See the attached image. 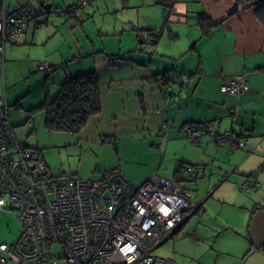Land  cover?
<instances>
[{
    "label": "crops",
    "instance_id": "crops-1",
    "mask_svg": "<svg viewBox=\"0 0 264 264\" xmlns=\"http://www.w3.org/2000/svg\"><path fill=\"white\" fill-rule=\"evenodd\" d=\"M27 2L41 13L26 26L24 43L8 41L0 53V95L6 96L14 129L31 125L39 110L45 120L39 105L67 76L95 70L100 111L73 134L82 151L84 143L91 151L96 145L110 149L109 161L99 159L97 177L120 165L135 184L155 173L179 181L199 208L174 235L191 226L193 215L199 224L207 213L213 216L209 204L228 206L211 217L210 227L229 237L228 248L221 247L228 257L224 264H264V6L237 0H96L71 12L72 0H0V9L11 13ZM102 10L114 11L113 26L102 28L101 44L88 32L85 50L65 26L77 20L85 27L81 19ZM200 13L212 23L203 27ZM44 61L50 69H39ZM241 73L246 94L221 89ZM204 123L245 131L246 147L231 151L209 134L200 142L187 137L186 125ZM36 149L50 167L43 149Z\"/></svg>",
    "mask_w": 264,
    "mask_h": 264
},
{
    "label": "built area",
    "instance_id": "built-area-1",
    "mask_svg": "<svg viewBox=\"0 0 264 264\" xmlns=\"http://www.w3.org/2000/svg\"><path fill=\"white\" fill-rule=\"evenodd\" d=\"M95 1L74 0L69 11ZM41 11L30 2L11 13L0 9V53L8 41H26V26ZM38 67L48 70L51 65L44 61ZM221 89L244 95L248 82L237 74ZM184 129L193 142L209 134L231 151L247 145L243 130L220 131L212 123ZM186 169L190 177V167ZM197 207L189 189L156 173L140 184L120 165L93 179L54 175L41 151L18 139L6 96L0 95V208L16 213L22 222L16 242L0 243V264H178L153 254L155 245L151 248L146 241L172 235Z\"/></svg>",
    "mask_w": 264,
    "mask_h": 264
},
{
    "label": "rangeland",
    "instance_id": "rangeland-1",
    "mask_svg": "<svg viewBox=\"0 0 264 264\" xmlns=\"http://www.w3.org/2000/svg\"><path fill=\"white\" fill-rule=\"evenodd\" d=\"M112 12L114 11L106 12L102 10L95 15L92 14L90 17L85 16L81 20H84L86 28L77 20H74L76 21L74 26H71L72 22H69L65 27L76 40L81 38L82 45L85 43V50H87L90 48L87 42L88 32L96 38L99 44L102 43L103 39H106L101 34V31L102 28L106 29L113 26L115 14ZM120 14H122V11ZM13 109L15 110L14 106ZM35 114L37 116L36 121H32L31 125L15 127L16 134L18 138L27 140L32 146L43 149L46 160L50 165L49 168L54 175L93 179L100 174L99 159L102 162L103 159L109 161L111 155H105L110 152L109 148H104V151H101L100 146L96 145L94 147L96 151H91V149H87L91 145L87 143L85 145L84 143L85 150L82 151L78 144V139L72 132L51 130L46 126L45 120L41 118L40 110L35 112ZM19 133L22 134L21 137H19ZM127 155L131 156V154L125 153V156ZM139 165V167L145 168V163ZM229 207L230 211L234 209L233 206ZM209 208L212 209L209 212L214 213L213 216L207 213V216L199 224V221L193 222L195 219V215H193L190 220L192 224L187 230H185V227L182 228L172 238L162 244L158 245L160 240L152 241L148 239L146 243L149 247L152 248L155 245L152 251L153 254L171 258L178 264H194L193 262L198 264H224L228 257L221 252V247L228 248L230 244L229 237L225 234L212 233L210 227L214 224V220L211 217L215 218L218 216L217 213L220 209H228V206L216 208L209 204ZM203 224H207V226L203 228ZM21 229L22 222L18 215L8 209L0 208V243L13 244L18 240ZM186 235L191 240L182 241L181 238ZM200 236L203 237L201 238ZM55 249L59 250L60 248L55 247Z\"/></svg>",
    "mask_w": 264,
    "mask_h": 264
},
{
    "label": "trees",
    "instance_id": "trees-1",
    "mask_svg": "<svg viewBox=\"0 0 264 264\" xmlns=\"http://www.w3.org/2000/svg\"><path fill=\"white\" fill-rule=\"evenodd\" d=\"M245 6H264V0H237ZM259 6V7H260ZM203 27L211 24V16L200 13ZM45 111V124L54 131L78 133L92 114L100 111V85L95 70L71 74L60 84L58 92L40 105Z\"/></svg>",
    "mask_w": 264,
    "mask_h": 264
},
{
    "label": "bare ground",
    "instance_id": "bare-ground-1",
    "mask_svg": "<svg viewBox=\"0 0 264 264\" xmlns=\"http://www.w3.org/2000/svg\"><path fill=\"white\" fill-rule=\"evenodd\" d=\"M198 208H199V204H198V207H197V209H198ZM197 209H196V210H197ZM196 210H195V211H196ZM195 211H194V212H195ZM182 223H183V222H182ZM178 227H179V226H178ZM178 227H177V228H178ZM177 228H176V229H177ZM176 229H175V230H176ZM174 233H175V231H174V232H173V234H172V235H170V236H173V235H174ZM166 237H169V236H166ZM163 239H165V238H163ZM163 239H162L161 241H163ZM161 241H160V242H161ZM158 245H159V244H158ZM158 245H157V246H158Z\"/></svg>",
    "mask_w": 264,
    "mask_h": 264
},
{
    "label": "water",
    "instance_id": "water-1",
    "mask_svg": "<svg viewBox=\"0 0 264 264\" xmlns=\"http://www.w3.org/2000/svg\"><path fill=\"white\" fill-rule=\"evenodd\" d=\"M42 2H43V1H42ZM163 242H164V241H161V242L159 243V245L162 244Z\"/></svg>",
    "mask_w": 264,
    "mask_h": 264
}]
</instances>
